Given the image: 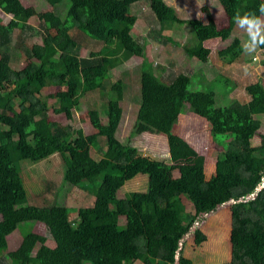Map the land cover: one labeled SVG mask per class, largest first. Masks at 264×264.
I'll list each match as a JSON object with an SVG mask.
<instances>
[{
    "label": "trees",
    "instance_id": "1",
    "mask_svg": "<svg viewBox=\"0 0 264 264\" xmlns=\"http://www.w3.org/2000/svg\"><path fill=\"white\" fill-rule=\"evenodd\" d=\"M45 1L53 9L39 15L42 44L25 49L23 40L12 45L13 36L17 30H33L29 20L36 15L35 9L26 8L21 0H0L3 12L12 16L7 25L0 19V255L8 250L7 234L18 230L22 236L19 247L5 254L0 264H193L182 246L210 209L201 189L206 184H197L196 167L201 158L173 133L185 111L205 118L214 135L228 137L224 155L233 158L237 167L236 185L220 184L216 192L223 203L236 201L230 205L228 264H264V141L260 146L253 144L264 124V88L259 85L249 90L250 99L245 103L230 97L237 84L226 72L242 64V41L235 38L218 51L221 64L215 67L206 65L211 51L205 46L216 35L227 40L239 22L234 19L237 14L261 19L259 6L264 0H220L229 24L218 33L211 22L183 18L164 0H149L151 25H155L148 33L152 38L134 31L139 17L133 10L142 0H68L66 19L61 15L63 0ZM183 25L187 35L191 28L197 38L196 45L183 50L188 58L202 60L204 66L198 73L180 72L167 82L165 66H148L147 44L158 37L172 52L179 49ZM74 30L101 41L103 49L88 58L80 57V37L73 36ZM259 47L264 49V43ZM20 57L25 62L17 69L14 65ZM133 57H139L143 66L140 106L130 138L144 133L165 136L171 168L118 138L124 87L122 80L109 82L111 66ZM200 75L203 80L193 83V77ZM204 83L212 87L204 89ZM221 83L229 97L225 107L216 103L219 93L215 86ZM199 85L202 90H193ZM52 86L59 90L44 96L43 90ZM96 91L108 96L103 110H89L94 133L87 135L81 128L50 120L51 108L56 113L79 109L81 99ZM49 99H55V104H49ZM95 151L101 153L100 159ZM57 154L63 163V182L61 187L52 184L55 200L42 206L28 204L22 163H38ZM173 168L179 177L171 178ZM230 170V166L225 168V172ZM139 175L148 176L147 189L126 191L120 198V190ZM68 187L82 188L95 197L94 206L78 209L74 221L70 218L73 210L64 204ZM185 200L192 204L193 214L187 212ZM121 217L125 218L123 225ZM36 223L48 228L49 238L33 232ZM193 233L198 235L200 230ZM48 239L56 246H48Z\"/></svg>",
    "mask_w": 264,
    "mask_h": 264
},
{
    "label": "rangeland",
    "instance_id": "2",
    "mask_svg": "<svg viewBox=\"0 0 264 264\" xmlns=\"http://www.w3.org/2000/svg\"><path fill=\"white\" fill-rule=\"evenodd\" d=\"M149 0H142L133 10L139 17L135 26V33L148 34L152 32L155 25H151L152 11L148 6ZM150 0L149 2H152ZM26 8H34L36 15L29 20V25L33 27V30L26 29L25 31L17 30L13 36V44L18 40H23L25 43V49L32 47L34 44H42V36L40 31L42 28L39 15L41 13L52 11V6L45 0H21ZM167 7L172 8L176 12L180 13L183 18L197 17L204 22H211L214 25L215 33L220 29L228 26V18L223 10L220 0H164ZM70 2L63 0L61 8L62 16L67 18L66 11L68 10ZM64 8L66 10H64ZM149 15V16H148ZM11 16L7 15L0 8V19L4 24L9 23ZM151 18V19H149ZM264 20V14L261 17ZM144 21V22H143ZM150 22V23H149ZM145 23V29H143ZM150 29V30H148ZM54 33L57 29H53ZM154 31V30H153ZM188 28L186 25L179 28L181 47L171 51V46L162 42L158 37L156 40H150L147 44V59L151 64L148 66L157 67L165 66L166 72L164 73V79L170 82L180 72L192 73L194 70L198 73V69L204 66L202 60L190 59L183 50L185 47H190L197 44V38L194 31L190 28V35L186 34ZM42 32V31H41ZM73 36L80 37L79 56L90 57L91 53L99 52L103 49L104 44L101 41L94 40L87 36L85 33H80L77 30L72 31ZM26 35L28 36L26 38ZM24 36V37H23ZM191 38V39H189ZM235 38H239L242 41L243 49L246 43L249 41V31L242 28L239 22L233 31L231 37L227 40H222L218 35L210 41L205 43V46L210 49V60L206 63L207 66H213L221 64L218 60L217 52L229 46ZM24 52H22L23 54ZM183 58L182 59H180ZM25 58V57H24ZM20 57V62L15 63L14 67L21 69L23 66L21 63L25 59ZM180 59V60H179ZM148 60L145 62L147 63ZM242 64H235L231 66L226 74L231 76L237 84V89L230 95L232 98H236L242 103L247 102L250 97L248 91L262 85L264 88V49L259 46L255 52L248 54L243 50ZM211 63V65L209 64ZM143 61L139 57H133L132 59L119 64V66H111V78L109 82H116L122 80L124 87V99L120 103L123 110L122 123L118 131V138L122 142H129L132 145L138 147L144 156H149L155 160L164 161L171 168L173 163L170 162L168 140L165 136L154 135L152 133H144L134 138H130L132 133L136 115L140 106V69L142 68ZM147 66V67H148ZM230 70V71H229ZM212 78V74H209ZM200 78L203 80L202 75L195 78L193 77V83H200ZM212 84L204 83V89L211 88ZM216 91L219 93L218 99H216L217 106L225 107L229 104V97L226 94L227 87L224 83L215 86ZM59 90V87H49L43 90V95L55 94ZM193 90H202L201 85L194 87ZM107 92L100 93L96 91L94 95H86L80 101L79 109H72L63 113H56L52 108L49 111L50 120L55 124L63 125L64 127L71 129L81 128L87 135L95 132L93 129L90 118L89 110L98 109L103 110L107 104ZM55 99H49L48 103L55 104ZM187 114L181 117L176 126H174V134H177L187 140L193 139L192 147L197 151L202 152L204 147H207L202 154L204 157H200L201 161H197L196 178L197 184L202 186L203 199L206 201V207L210 209L209 213L201 216L199 222L185 237L182 249L184 256L193 261V264H228L231 262V210L230 200L224 202L219 199L217 195L218 187L221 185L226 187H234L236 185V170L233 158H227L224 153L227 152V138L226 136H216L212 133V128L208 126L206 120L197 117V115L185 111ZM102 117L106 120L105 112L102 113ZM264 123V116L261 118ZM264 141V124L259 131L258 136L254 138L253 144L255 146L262 145ZM203 144L205 146L203 147ZM96 152V151H95ZM203 156V155H202ZM97 159L101 158V153H95ZM23 166V178L25 187L28 191L29 203H35L39 206L47 205L55 200L56 195L55 187L62 185L63 176V163L61 157L57 154L51 158L33 163L31 161H24ZM230 166V172H225V168ZM171 178L179 177L177 170L170 169ZM148 187V176L139 175L133 180L128 181L125 186L120 190L119 197L124 196L128 191H140L144 192ZM31 198V199H30ZM187 212L194 213V208L191 203L186 201ZM95 203V197L84 191L79 187H68V196L64 201L67 207L73 210L70 218L72 221L77 219V211L83 207H92ZM113 208V207H112ZM120 223H125V218L121 217ZM32 225V223H30ZM200 230L198 235L194 236V231ZM48 228L43 223H36L33 228V232L49 238ZM8 242V250L4 251L0 255V260L4 258V255L16 250L22 242V236L18 230L10 232L6 236ZM47 245L55 247L56 244L53 240L48 239ZM136 264H142L140 262ZM175 264V263H174Z\"/></svg>",
    "mask_w": 264,
    "mask_h": 264
},
{
    "label": "clouds",
    "instance_id": "3",
    "mask_svg": "<svg viewBox=\"0 0 264 264\" xmlns=\"http://www.w3.org/2000/svg\"><path fill=\"white\" fill-rule=\"evenodd\" d=\"M223 7V6H222ZM224 10V8H223ZM259 11L261 14H264V3H262L259 6ZM225 12V11H224ZM8 15V14H7ZM11 16V15H10ZM12 17V16H11ZM236 19V21H239V25L242 28H245L246 30L249 31V41L246 43V46L244 47V51L248 54H252L255 52L256 48L258 46H260L262 43H264V20H261L259 17L255 16L254 14H245L244 16H239V14H237V16L234 18ZM229 22V21H228ZM2 24H4L2 22ZM8 24V23H7ZM4 24V25H7ZM229 24V23H228ZM237 26V25H236ZM233 34V33H232ZM232 36V35H231ZM230 36V37H231ZM194 114V113H193ZM196 115V114H195ZM198 116V115H197ZM199 118H203L200 117ZM205 119V118H203ZM206 120V119H205ZM212 131V130H211ZM227 138V143H228V137ZM184 139V138H183ZM193 140V139H192ZM184 141L188 144V145H192V142H188L187 140L184 139ZM194 142V141H193ZM205 146V144H203V147ZM192 147V146H191ZM199 155V157H204L205 155L202 154V152L206 149L207 147L203 148V151H197L194 147H192ZM203 155V156H202ZM254 196V195H252ZM251 196V197H252ZM250 196L248 197V199L251 198ZM240 201V200H239ZM230 203H236L235 200H231Z\"/></svg>",
    "mask_w": 264,
    "mask_h": 264
},
{
    "label": "crops",
    "instance_id": "4",
    "mask_svg": "<svg viewBox=\"0 0 264 264\" xmlns=\"http://www.w3.org/2000/svg\"><path fill=\"white\" fill-rule=\"evenodd\" d=\"M203 119V118H202ZM205 120V119H204ZM207 121V120H206ZM207 123H208V126H210L211 127V124L207 121ZM189 141L190 142H193V140L192 139H189Z\"/></svg>",
    "mask_w": 264,
    "mask_h": 264
}]
</instances>
